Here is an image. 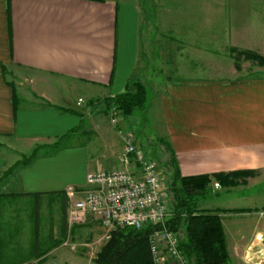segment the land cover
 I'll return each mask as SVG.
<instances>
[{"label":"crops","instance_id":"0c3cea01","mask_svg":"<svg viewBox=\"0 0 264 264\" xmlns=\"http://www.w3.org/2000/svg\"><path fill=\"white\" fill-rule=\"evenodd\" d=\"M141 2L0 0V175L39 148L31 163L1 181L0 210H34L49 197L55 204L60 199L67 218V186H86L88 172L122 166L124 119L120 114L114 125L99 101L125 91L129 81H141L149 87L144 112L159 119V145L169 161L170 150L161 142L171 146L182 175H251L239 186L242 205L234 208L256 216L253 234L264 239L258 227L264 219V77H179L184 52L166 38L156 52L166 74L148 78L153 32L144 30V42ZM191 4L210 23L240 24L234 45L264 56V0ZM223 223L232 262L243 264ZM96 227L88 223L73 232L89 236ZM61 248L32 264L88 262L86 252L70 250L72 255ZM255 264H264V257Z\"/></svg>","mask_w":264,"mask_h":264},{"label":"rangeland","instance_id":"374dc122","mask_svg":"<svg viewBox=\"0 0 264 264\" xmlns=\"http://www.w3.org/2000/svg\"><path fill=\"white\" fill-rule=\"evenodd\" d=\"M191 1L142 0V35L144 42L146 41L144 30H151L153 32L152 41L154 46L152 54L148 56L147 60L148 78L155 81L161 77L163 78L166 74L165 69L167 66L163 63V56L161 53L156 54V52L161 50L158 46L160 40L166 38L170 42L172 41V46L176 45L178 48L183 49L184 64L180 65L184 71L179 70L177 72L179 77H264V65L260 64L256 59L246 58L240 51L242 47L234 45L240 42L239 39L236 40L237 34L235 33L240 24L210 23L206 21L208 16L204 14L200 15L198 7L192 5ZM230 26H232L231 31ZM232 34L235 39L230 38ZM231 48L236 49L232 52ZM236 58L240 61L239 66L236 65ZM170 66L172 65L170 64ZM14 80L16 81V79ZM18 89L20 90V88ZM152 90L154 91L155 89ZM19 95H22V93H19ZM34 103L36 104L37 101ZM120 114L126 126V129H122L136 136L146 157L155 161L165 175L166 195L170 202L171 199H174L175 193L172 191V194H170L167 190L168 179H170L172 172L169 168V159H167L164 150L161 149L158 142L160 135L159 119H154L151 115L148 116L143 109H138L134 114L129 116H125L122 112ZM127 117L133 118L134 122L129 124L125 121ZM112 123L114 124L113 121ZM69 138L70 136L62 139L66 143L70 142ZM249 176L251 175L242 174L241 172L237 179L238 184L231 187L216 186L215 183L218 182L214 180L210 186V190L198 196L197 200L200 210H226L225 213L221 212V215L224 218L231 240L232 250L236 251L238 260L242 261L243 264L245 262L246 264H255L264 257V239H262V236L257 238L256 234H253L256 216H247L242 213V210L234 211L237 209L234 207L240 208L243 202L239 186ZM4 189L5 186L0 185V191H4ZM22 200L20 199L19 202ZM57 201L58 203L55 204V202L53 203V199L48 197L39 202L40 204L43 203L40 207L34 205V210H0V227L3 226L1 228L6 229L7 233L3 230L2 232L3 236L7 234V237L10 239L9 244L17 247L20 245L19 247H22V245L33 243V240H35L40 243L41 248H44L50 244L52 241L51 236H53L54 239H62V243L60 244L61 250H68L66 253L73 255L74 253H70L72 249L68 245L64 246V242L68 239V224L66 234L63 235L62 222L64 214L61 209L60 199ZM34 203L36 204V201ZM66 204L68 207V199ZM229 219L231 221H228ZM88 223H92L98 227L92 232L90 231L91 235L89 236L78 237L74 234L75 232H72L73 241L80 244L85 242L92 243L100 238L103 231L100 224H98L99 221L93 218L86 225ZM86 225H78L77 227ZM258 227L259 229H264V219ZM180 234L183 238V225L180 227ZM253 238L255 239L253 240ZM86 251L88 249L82 246L76 250V252L83 253ZM256 252L258 253L256 254ZM57 254L55 253V256L49 255L48 260H55L58 256ZM247 254L250 260L246 257ZM96 259L95 261L93 259L92 263H97ZM3 260L6 261V259ZM39 261L36 260V262Z\"/></svg>","mask_w":264,"mask_h":264},{"label":"trees","instance_id":"16d2710c","mask_svg":"<svg viewBox=\"0 0 264 264\" xmlns=\"http://www.w3.org/2000/svg\"><path fill=\"white\" fill-rule=\"evenodd\" d=\"M235 49L231 48V51L234 52ZM240 51L246 58L256 59L264 65V56L258 52L247 49ZM237 59L236 65L239 66L240 61ZM147 102L146 86L141 81H129L125 91L99 101L98 105L103 107L105 104V111H110L115 106L125 116H129L138 109L144 110L147 107ZM60 143L61 140L56 142L53 147H58ZM161 143L170 150L171 156L169 168L172 174L168 179L167 190L170 194L172 191L175 193L174 199L169 202L171 215L166 220V225L179 234L180 248L186 255L189 264H233L221 215V212L225 213L226 210H200L197 200L198 196L210 190L214 180L222 187L237 185L241 171L182 175L171 146L166 142ZM38 151L39 148H36L29 156H23L20 161L0 175V183L4 177L14 172L19 166L31 163L36 158ZM63 214L62 228L63 235H65L68 224L66 210H63ZM182 225L184 226L183 238L180 234ZM1 227L0 264H32L36 260L43 261L49 251L62 243V239H54L51 236L52 241L44 248H41L40 243L35 240L33 243L22 245V247H19L20 245L13 246L9 244L10 239L7 234L3 236L2 230L6 229ZM154 228V225L147 224L140 229L135 227L117 229L113 232L111 239L99 250L96 262L98 264H154L149 240ZM5 232L7 233V231Z\"/></svg>","mask_w":264,"mask_h":264},{"label":"built area","instance_id":"2783aa9c","mask_svg":"<svg viewBox=\"0 0 264 264\" xmlns=\"http://www.w3.org/2000/svg\"><path fill=\"white\" fill-rule=\"evenodd\" d=\"M82 101V100H80ZM121 111L110 109L111 119L118 124ZM126 145L121 156L122 166L113 170L90 171L86 175V186L66 187L68 198V245L76 251L78 247L87 248L88 264L97 258L101 247L111 239L119 228L140 229L147 224L155 226L150 240V253L155 264L171 260L173 264H189L180 248L179 234L166 225L171 209L166 195L165 175L158 164L147 158L132 134L120 130ZM134 162L136 169L130 164ZM216 186L220 185L215 183ZM99 221L102 235L94 242L77 243L72 240V232L78 225L90 219ZM95 246V247H93ZM250 260L248 254L246 255Z\"/></svg>","mask_w":264,"mask_h":264}]
</instances>
